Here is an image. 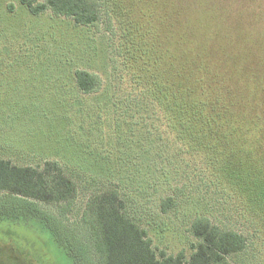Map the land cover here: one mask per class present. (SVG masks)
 <instances>
[{
	"label": "rangeland",
	"instance_id": "374dc122",
	"mask_svg": "<svg viewBox=\"0 0 264 264\" xmlns=\"http://www.w3.org/2000/svg\"><path fill=\"white\" fill-rule=\"evenodd\" d=\"M214 1L138 3L140 46L132 50L120 26L81 27L52 11L35 16L18 0L0 2V159L23 167L57 162L78 189L51 212L20 207L9 195L0 202V264H89L87 203L110 188L122 192L158 250L189 259L198 243L190 226L204 215L248 237L232 264H264L261 226H247L241 216L250 205L263 218V180L258 187L243 177L251 161L235 164L234 181L247 183L241 200L217 194V152L179 138L169 110L154 98L166 92L169 77L193 70L196 92L204 94L194 102H208L214 92L229 104L237 119L230 127L247 130L258 158L263 154V176L264 0H216L220 8ZM79 69L98 77V90L79 88ZM167 198L174 205L163 212Z\"/></svg>",
	"mask_w": 264,
	"mask_h": 264
},
{
	"label": "trees",
	"instance_id": "16d2710c",
	"mask_svg": "<svg viewBox=\"0 0 264 264\" xmlns=\"http://www.w3.org/2000/svg\"><path fill=\"white\" fill-rule=\"evenodd\" d=\"M18 1L35 16L52 11L55 15L73 19L76 26L90 28L102 22L112 30L120 26L123 31H121L122 37L126 39L125 43L131 46V50L140 46L135 31L139 29L138 3L142 6L144 0ZM173 1L178 4L183 0H169L171 3ZM196 1L190 0L193 3L191 6L194 7ZM215 1L216 7L220 8ZM182 7L184 6H178L183 10ZM140 12L145 17L151 15L141 9ZM169 56L170 59L175 60L174 54L170 53ZM171 68L174 69V62ZM175 76L177 73L173 74V77ZM75 77L79 88L84 93L91 94L99 89V79L95 74L79 69ZM169 81L171 84L166 92L158 93L159 95L156 94L154 98L169 110L172 121L170 126L178 130L179 138L185 140L189 137L196 148L204 145L206 151L217 152V158L212 161L213 165L217 162L221 174L213 181L214 192L238 194L239 197L237 195L236 197L241 200L240 194H245L242 189L245 185L247 186V183L238 184L240 179L237 178L235 182L233 176L237 171L236 162L240 163L246 159L252 164L249 172L243 176L244 179L252 185V178H254L258 187L263 180L264 194V169L263 176L260 170L263 154H259V159L257 149H254L255 145L251 143L247 130H242L239 125L230 127L237 119L232 115L229 104L214 96V92L212 99L208 102H194L198 98L203 100L204 94L196 92L197 80L193 70L188 73L186 67L182 68L178 78L169 77ZM184 84L188 87V91L185 90ZM252 161L258 165L257 170H254ZM0 193H6V197L0 202H7L9 195L13 203L20 207H28L37 212H51L52 209L48 208L49 206L72 201L77 196L78 189L75 182L66 175L57 162H47L43 167H23L11 160L0 159ZM121 194L120 190L110 188L100 192L87 203L83 225L86 221L89 222L93 239V245L86 256L89 264H232L230 257L245 251L249 245V239L245 234L227 229L214 223L209 217L199 215L190 226V232L198 239V243L193 246L194 252L190 258L187 259L184 252L170 255L164 250L155 248L148 231L133 218ZM173 205L174 199L167 198L162 204L163 212ZM245 207L241 214L245 219L244 224L248 226L258 222L261 226L260 231L264 235V210L263 218H261L257 209L254 210V214H251L250 205ZM58 218L64 226L65 224L70 228L75 226L67 223L60 216ZM75 227L78 228L79 233L82 232V225ZM79 233L77 232L76 235L80 238Z\"/></svg>",
	"mask_w": 264,
	"mask_h": 264
}]
</instances>
